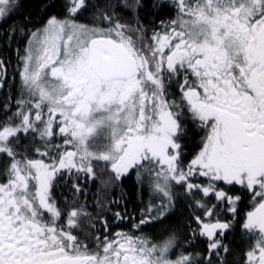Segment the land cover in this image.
Masks as SVG:
<instances>
[{"label":"snow or ice","instance_id":"snow-or-ice-1","mask_svg":"<svg viewBox=\"0 0 264 264\" xmlns=\"http://www.w3.org/2000/svg\"><path fill=\"white\" fill-rule=\"evenodd\" d=\"M0 264H264V0H0Z\"/></svg>","mask_w":264,"mask_h":264},{"label":"trees","instance_id":"trees-1","mask_svg":"<svg viewBox=\"0 0 264 264\" xmlns=\"http://www.w3.org/2000/svg\"><path fill=\"white\" fill-rule=\"evenodd\" d=\"M29 3H30V4L33 3V0H29ZM94 190H95V189H93V191H94ZM117 195H118V194H117ZM90 202H91V201H90ZM128 209H129V211H131V209H132V205H131V204L128 205ZM235 244H236L237 246H239L241 249H243V248L245 247V246L241 243L239 237L236 238ZM240 254H241V253H240L239 251L236 252V253H234V257H235V259H236L237 261H239Z\"/></svg>","mask_w":264,"mask_h":264}]
</instances>
